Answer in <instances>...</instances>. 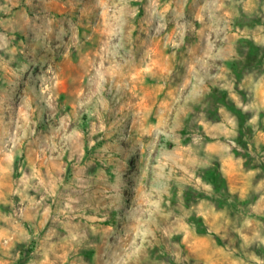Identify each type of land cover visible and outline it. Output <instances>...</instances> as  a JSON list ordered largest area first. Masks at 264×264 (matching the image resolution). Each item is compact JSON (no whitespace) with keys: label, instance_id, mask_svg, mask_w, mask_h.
Segmentation results:
<instances>
[{"label":"rangeland","instance_id":"1","mask_svg":"<svg viewBox=\"0 0 264 264\" xmlns=\"http://www.w3.org/2000/svg\"><path fill=\"white\" fill-rule=\"evenodd\" d=\"M0 264H264V0H0Z\"/></svg>","mask_w":264,"mask_h":264}]
</instances>
